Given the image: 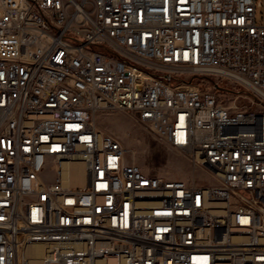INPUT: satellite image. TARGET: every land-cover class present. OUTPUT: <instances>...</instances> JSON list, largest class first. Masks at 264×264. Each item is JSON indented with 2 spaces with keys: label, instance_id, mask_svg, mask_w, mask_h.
Segmentation results:
<instances>
[{
  "label": "built area",
  "instance_id": "built-area-1",
  "mask_svg": "<svg viewBox=\"0 0 264 264\" xmlns=\"http://www.w3.org/2000/svg\"><path fill=\"white\" fill-rule=\"evenodd\" d=\"M0 264H264V0H0Z\"/></svg>",
  "mask_w": 264,
  "mask_h": 264
},
{
  "label": "rangeland",
  "instance_id": "rangeland-1",
  "mask_svg": "<svg viewBox=\"0 0 264 264\" xmlns=\"http://www.w3.org/2000/svg\"><path fill=\"white\" fill-rule=\"evenodd\" d=\"M222 85L230 90L236 89L225 81ZM98 120L104 130L115 135L134 152L130 157L135 158L144 171L167 178H191L187 160L127 114L109 112L99 116ZM200 174L196 177L198 183L208 184L209 181L202 179Z\"/></svg>",
  "mask_w": 264,
  "mask_h": 264
},
{
  "label": "bare ground",
  "instance_id": "bare-ground-1",
  "mask_svg": "<svg viewBox=\"0 0 264 264\" xmlns=\"http://www.w3.org/2000/svg\"><path fill=\"white\" fill-rule=\"evenodd\" d=\"M73 174L74 177L72 176ZM66 183L83 185L85 183L84 179V167L81 164H73L68 170V175L66 177ZM33 254L36 256H41L43 254V249L40 246H36L33 250Z\"/></svg>",
  "mask_w": 264,
  "mask_h": 264
}]
</instances>
